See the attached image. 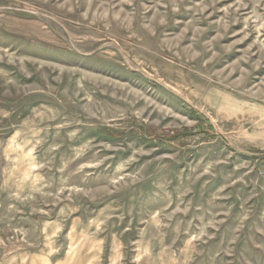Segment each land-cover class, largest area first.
Listing matches in <instances>:
<instances>
[{"label": "rangeland", "instance_id": "1", "mask_svg": "<svg viewBox=\"0 0 264 264\" xmlns=\"http://www.w3.org/2000/svg\"><path fill=\"white\" fill-rule=\"evenodd\" d=\"M0 264H264V0H0Z\"/></svg>", "mask_w": 264, "mask_h": 264}]
</instances>
